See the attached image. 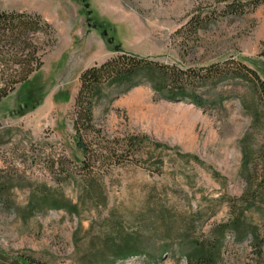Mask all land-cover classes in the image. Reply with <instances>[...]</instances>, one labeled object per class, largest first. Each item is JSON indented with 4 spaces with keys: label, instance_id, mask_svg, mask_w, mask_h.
I'll list each match as a JSON object with an SVG mask.
<instances>
[{
    "label": "rangeland",
    "instance_id": "obj_1",
    "mask_svg": "<svg viewBox=\"0 0 264 264\" xmlns=\"http://www.w3.org/2000/svg\"><path fill=\"white\" fill-rule=\"evenodd\" d=\"M233 2L0 0V17L35 25L0 34V264H188L182 251L219 241L217 264H264L242 202L264 157L255 84L143 70L104 85L88 139L104 208L81 198L72 129L79 75L121 53L182 71L239 61L264 84V5Z\"/></svg>",
    "mask_w": 264,
    "mask_h": 264
},
{
    "label": "trees",
    "instance_id": "obj_2",
    "mask_svg": "<svg viewBox=\"0 0 264 264\" xmlns=\"http://www.w3.org/2000/svg\"><path fill=\"white\" fill-rule=\"evenodd\" d=\"M246 3L235 1L226 6V11L230 14L241 11L249 6L256 7L259 4L264 5V0H245ZM17 24L13 20L5 17H0V34L6 35L7 39L19 35V33L27 31V29H35V25L31 21H26L23 17H17ZM143 70H152L159 76L179 78L187 76L189 80L198 81L200 84L205 83L209 79H221L223 77H236L243 79L248 84H255L258 90L264 93V84L261 82L258 74L252 69L239 61H226L221 65H213L199 71H182L177 66H170L164 63H159L148 58H140L135 55L125 53L118 54L116 57L102 62L101 65H94L87 68L79 75V89L74 101V120L73 133L77 139V146L81 149L84 160L79 168L81 170V198L83 201L89 202L95 208H104L107 204V197L104 195L103 187L99 181L98 174L93 169V163L99 158L91 144L88 143L90 135L99 136V131L94 129L93 112L94 105L102 96L101 92L104 85L132 76V74ZM132 144L139 146L142 140L136 138L130 140ZM106 149V148H105ZM127 152V151H123ZM107 155L110 152H106ZM109 158V157H108ZM263 166L260 167V173L257 174V166H253L252 174L248 176V198L242 201L244 210L249 211L251 208H256L260 218L259 229L262 236L256 233L251 235L254 241V251L262 255L264 249V157ZM248 165L251 163L247 161ZM243 214V213H241ZM195 246V245H194ZM220 241L212 243L207 250L198 249L192 251V255L186 254V250L182 254L186 256L188 264H217L219 257ZM186 248V247H182ZM136 255V254H135Z\"/></svg>",
    "mask_w": 264,
    "mask_h": 264
},
{
    "label": "water",
    "instance_id": "obj_3",
    "mask_svg": "<svg viewBox=\"0 0 264 264\" xmlns=\"http://www.w3.org/2000/svg\"><path fill=\"white\" fill-rule=\"evenodd\" d=\"M86 7H88V5H87ZM89 13H90V12L88 11V14H89ZM93 28H96V25H94ZM102 34H103V35H106L105 32H102ZM116 50H117V49H116Z\"/></svg>",
    "mask_w": 264,
    "mask_h": 264
}]
</instances>
